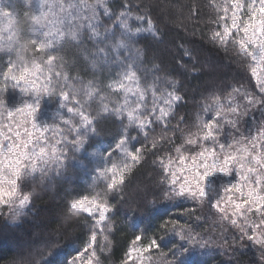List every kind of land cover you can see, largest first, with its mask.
Wrapping results in <instances>:
<instances>
[{"label": "snow or ice", "instance_id": "obj_1", "mask_svg": "<svg viewBox=\"0 0 264 264\" xmlns=\"http://www.w3.org/2000/svg\"><path fill=\"white\" fill-rule=\"evenodd\" d=\"M26 2L29 12L25 15L30 16V23L19 28L13 0H0V53L7 56L0 63V206L14 205V223L30 205L31 196L22 194L29 181L38 176L45 180L52 175L60 177L69 167L90 168L93 186L100 181L105 191L94 192L93 187L67 203L70 215H83L93 224L84 247L64 256L59 264H100L96 257L97 236L108 229L112 210L103 197L122 188L132 167L141 160L142 149L135 146L137 138L130 132L135 130L146 139L153 125L167 126L182 100L177 94L179 82L157 75L159 65L153 66L149 80L148 70L143 67V50L136 44L143 33L156 38L157 29L147 12L133 14L131 3H125V10L115 15L111 27H104L101 16L110 20L113 17L107 6L110 0ZM213 6L217 19L210 23L219 30L209 39L213 44L226 47L231 43L237 47L238 54L248 60L246 70L252 89L264 97V0H220ZM192 15H196L195 8ZM133 22L147 27L134 29ZM29 36L32 38L26 39ZM85 39L92 48L85 46ZM66 48L76 50L72 60L63 54ZM185 55L190 57L188 52ZM78 60L83 61V71L91 74L90 79L79 73L70 75ZM233 93L247 104L256 103L264 109V99L256 100L248 89L241 93L235 88ZM48 105L55 109L51 122L45 113ZM215 107L214 116L198 125L202 135L189 133L175 147L174 157L169 153L167 163L159 161L162 179L150 210L176 207L184 199L207 202L222 219L238 228L237 240L260 246L264 253V119L253 121L241 132V116L248 113L240 112L232 94L224 100L217 96ZM203 110L207 115L212 108L204 105ZM261 116L264 118V111ZM109 118L120 125L114 146L95 147L89 152L99 134L98 125ZM116 156L119 159H114ZM223 177L229 178L230 186L217 184ZM221 189L229 194L226 200ZM249 214L255 215L258 222L249 221ZM159 227L179 235L180 246L171 250L174 257L181 249L182 255L188 254L184 245L205 247L198 234L193 235L179 220L161 217ZM142 239L136 235L131 240L123 264L141 260L144 253L159 249L163 242V237L158 240L153 236L138 247ZM46 247L50 251L40 264H56L59 246Z\"/></svg>", "mask_w": 264, "mask_h": 264}, {"label": "trees", "instance_id": "obj_2", "mask_svg": "<svg viewBox=\"0 0 264 264\" xmlns=\"http://www.w3.org/2000/svg\"><path fill=\"white\" fill-rule=\"evenodd\" d=\"M13 3L17 27L26 28L30 23V16L25 15L29 12L26 0H13ZM125 3L133 5V14L143 15L147 12L157 29L156 38L143 33L136 44L143 50V67L149 68V80L151 69L159 65L161 71L157 75L170 76L179 82L177 94L182 100L175 106L174 116L167 121L166 127L153 125L146 139L135 130L130 132L131 136L137 138L135 146L142 149L141 160L132 167L122 188L103 197L109 201L112 210L109 213L108 229L103 235L97 236L96 257L100 264H123L131 240L141 235L143 239L138 247L147 244L153 236L158 240L163 237L159 249L143 254L148 260L156 258L157 264H169L173 260H183L184 264H261V256L264 255L261 247L242 244L237 240V227L198 201L184 199L176 207L150 210L155 198L153 194L162 179L159 161L164 159L167 163L169 153L174 157L175 147L189 133L202 135L198 125L214 116L217 96L224 100L232 94L235 102L240 105V112L248 113L246 117L241 116V132L253 121L264 119L261 116L264 109L259 104L249 105L242 96L233 93L235 88H240L241 93L248 89L256 100L264 99L252 89L249 72L246 70L248 60L238 54L235 45L230 43L224 47L213 44L209 39L214 31L219 30L210 21L217 19L213 5L220 3V0H110L108 5L114 13L111 20L125 10ZM193 8L196 9L194 16ZM109 21L103 20L102 25L109 27L112 25ZM100 30L103 31V27ZM85 46L92 48L87 39ZM24 47L27 48V44ZM75 51L66 48L63 54L72 60ZM186 52L190 57L185 55ZM0 57L3 58L0 63L7 60L3 53H0ZM25 59H29L27 54ZM77 73L85 79L91 78L90 73L85 75L82 60H78L77 67L70 70V75ZM204 105L212 108L207 115L203 110ZM224 111H227V106ZM48 119L51 121V117ZM220 123L223 124L222 121ZM119 129L120 125L111 118L101 121L98 125L99 134L93 141L94 148H90L89 152L94 151L95 147L114 146ZM220 142L223 143V139ZM153 144L156 145L155 149H152ZM114 159H119V156ZM93 175L90 168L69 167L60 177L52 175L45 180L38 176L29 181L22 194L31 196L30 205L17 216L14 223V205L0 206V264H40L50 251L46 247L49 244L59 246V255L56 257V264H59L64 256L74 255L76 248H83L90 237L89 229L93 220L83 215H70L66 205L76 195L87 194L90 188L94 187V192L105 191V185L100 181L93 186ZM161 217L179 220L193 235L198 234L200 243L205 247L193 249L191 245H184V248L189 249L188 254L182 255L181 249L174 257L171 250L179 247L181 241L179 235L173 236L160 230ZM248 220L258 222L257 217L251 214Z\"/></svg>", "mask_w": 264, "mask_h": 264}, {"label": "rangeland", "instance_id": "obj_3", "mask_svg": "<svg viewBox=\"0 0 264 264\" xmlns=\"http://www.w3.org/2000/svg\"><path fill=\"white\" fill-rule=\"evenodd\" d=\"M108 6V8H109V10L113 13V11H112V9L109 7V5H107ZM114 14V13H113ZM103 20H105V21H109V19L108 18H106V17H104L103 15L101 16V21H103ZM111 24H112V20L111 21H109ZM135 25L137 26V27H147V25L146 24H143V25H140V24H137V23H135V22H133L132 23V27L133 28H135ZM112 25H109V27H111ZM104 29V28H103ZM118 31V30H117ZM144 34H148V33H144ZM146 69L148 70L149 68L148 67H146ZM52 105H48L46 108H45V113H46V118H49V117H51V116H49V117H47L48 116V114H50V113H53L54 112V107H52ZM51 122V121H50ZM232 183H235V181H232ZM217 184H224L226 187L227 186H230L229 185V178L228 177H223V178H221V179H219L218 181H217ZM221 194H222V196L224 197V200H226L227 199V197H228V193H225L224 191H223V189H221ZM235 198V197H234ZM200 204H202L203 206H205V207H208V208H210L211 210H213L212 212H214L215 214H218L219 216H221L220 215V213H218L217 212V210L215 209V208H212V207H210L209 206V204L207 203V202H200V201H198ZM221 204H223V200L221 201ZM229 212H231V209L229 210ZM231 224V223H230ZM144 256V255H143ZM142 256V258H141V260H138V261H132V264H157V260H156V258L154 259V260H148V259H145L144 257ZM153 261V262H152Z\"/></svg>", "mask_w": 264, "mask_h": 264}]
</instances>
